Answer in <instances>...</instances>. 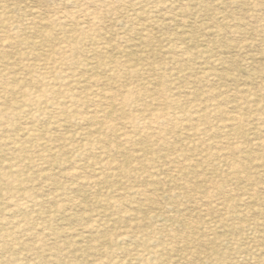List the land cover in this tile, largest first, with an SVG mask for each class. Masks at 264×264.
<instances>
[{"label":"rangeland","instance_id":"1","mask_svg":"<svg viewBox=\"0 0 264 264\" xmlns=\"http://www.w3.org/2000/svg\"><path fill=\"white\" fill-rule=\"evenodd\" d=\"M0 152V264H264V0H0Z\"/></svg>","mask_w":264,"mask_h":264},{"label":"bare ground","instance_id":"2","mask_svg":"<svg viewBox=\"0 0 264 264\" xmlns=\"http://www.w3.org/2000/svg\"><path fill=\"white\" fill-rule=\"evenodd\" d=\"M77 13H79V12H77ZM170 20H171V19H170ZM172 21H173V20H172ZM50 82H51V81H50ZM2 85H3V84H2ZM3 88H4V87H3ZM7 88H8V87H7ZM14 89H15V88H14ZM102 103H104V102H102ZM105 105H106V104H105ZM110 108H111V107H110ZM91 112H94V111H91ZM95 113H96V112H95ZM100 113H101V112H100ZM95 117H98V116H95ZM92 118H93V117H92ZM101 120H102V119H101ZM20 128H21V127H20ZM30 130H31V129H30ZM31 132H32V130H31ZM31 137H32V136H31ZM10 140H11V139H10ZM7 142H8V141H7ZM37 142H38V141H37ZM9 143H11V142H9ZM12 145H14V143H13ZM33 147H34V146H33ZM33 147H32V148H33ZM17 148H18V147H17ZM24 149H25V148H24ZM179 151H180V149H179ZM0 153H1V152H0ZM20 153H21V152H20ZM28 153H29V152H28ZM118 154H119V153H118ZM16 155H17V154H16ZM32 156H33V155H32ZM12 158H13V157H12ZM21 158H23V157H21ZM28 158H30V157L28 156ZM40 158H41V156H40ZM185 158H186V156H185ZM13 159H14V158H13ZM44 159H45V157H44ZM182 159H184V158H181V160H182ZM35 160H36V158H35ZM185 161H186V160H185ZM5 164H6V162H5ZM33 166H34V165H33ZM189 166H191V165H189ZM195 166H196V165H195ZM7 167H8V166H7ZM182 167H183V166H182ZM193 167H194V166H193ZM110 168H111V167H110ZM187 168H188V167H187ZM191 168H192V166H191ZM11 170H12V169H11ZM112 173H113V172H112ZM174 173H175V172H174ZM13 174H14V175H11V176H10V177H11V178H10V180H11V191H12V190L14 191L15 188H16V186H17V185H15V178H16L15 176H16L17 172H15V173L13 172ZM113 174H114V173H113ZM184 175H185V174H184ZM186 175H187V174H186ZM185 177H186V176H185ZM139 179H140V178H139ZM199 179H200V178H199ZM199 179H197V180H199ZM197 180H195V181H197ZM91 182H92V181H91ZM160 182H161V181H160ZM197 182H198V181H197ZM156 183H157V182H156ZM194 184H195V183H194ZM20 187H21V186H20ZM198 187H199V186H198ZM127 191H129V190H127ZM17 192H18V191H17ZM42 192H43V190H42ZM139 193L141 194L140 191H139ZM204 193H205V192H204ZM40 194H41V193H40ZM122 194H123V192H122ZM142 194H143V193H142ZM206 194H207V193H206ZM42 195H43V194H42ZM42 195H41V196H42ZM208 195H209V194H208ZM205 197H207V195H206ZM147 198H148V197H147ZM249 198H250V197H249ZM143 199H144V198H143ZM18 200H19V199H18ZM144 200H145V199H144ZM146 200H148V199H146ZM244 200H245V199H244ZM36 201H37V200H36ZM75 201H76V200H75ZM242 201H243V200H242ZM244 202H245V201H244ZM123 203H124V202H123ZM144 203H145V202H144ZM146 203H147V202H146ZM124 204H125V203H124ZM125 205H126V204H125ZM145 205H146V204H145ZM120 206H121V205H120ZM72 207H73V206H72ZM153 208H154V207H153ZM4 210H5V209H4ZM4 210H3V211H4ZM2 218H4V217H2ZM153 218H154V217H153ZM41 219H42V218H41ZM150 219H151V218H150ZM9 220H10V219H9ZM152 220H153V219H152ZM11 221H12V220H11ZM181 221H183V220H181ZM6 222H7V221H6ZM16 223H17V222H16ZM16 223H15V224H16ZM18 223H19V222H18ZM191 223H192V222H191ZM27 224H28V223H27ZM91 227H92V226H91ZM133 227H135V226H133ZM8 228H10V227H8ZM20 228H22V227H20ZM38 229H39V228H38ZM185 229H186V228H185ZM8 230H9V229H8ZM186 230H187V229H186ZM89 231H90V230H89ZM198 231H199V230H198ZM90 233H91V232H90ZM32 234H33V232H32ZM122 234H123V233H122ZM2 235H3V234H2ZM2 235H1V236H2ZM9 235H10V234H9ZM119 235H120V234H119ZM119 235H118V236H119ZM124 235H125V233H124ZM124 235H123V236H124ZM149 236H150V235H149ZM12 237H14V235H13ZM26 237L29 238L30 236H26ZM126 237H127V235H126ZM9 238H10V237H9ZM28 238H27V239H28ZM32 238H33V237H32ZM127 238H128V237H127ZM148 238H149V237H148ZM169 238H170V237H169ZM172 238H173V237H171L170 239H172ZM13 239H14V238H13ZM89 239L91 240V238H89ZM122 239H123V238L121 237V240H122ZM187 239H188V238H187ZM126 240H127V239H126ZM0 241H2V240L0 239ZM9 241H10V240H9ZM9 241H8V242H9ZM127 241H129V240H127ZM160 241H161V240H160ZM18 242H19V241H18ZM164 242H165V241H164ZM189 242H190V241H189ZM37 244H38V242H37ZM66 244H67V243H66ZM143 244H144V243H143ZM5 245H6V244H5ZM10 246H11V245H10ZM37 246H38V245H37ZM37 246H36V248H37ZM1 247H2V246H1ZM18 247H19V246H18ZM62 247H63V246H62ZM20 248H21V247H20ZM59 248H60V247H59ZM59 248L56 249V250H59ZM1 249H2V248H1ZM60 249H61V248H60ZM90 249H91V248H90ZM56 250H55V252H56ZM16 251H17V249H16ZM8 252H9V250H8ZM15 253H16V252H15ZM58 253H59V252H58ZM59 254H60V253H59ZM64 254H65V253H64ZM145 254H146V253H145ZM57 256H58V255H57ZM192 256H193V255H192ZM192 256H191V257H192ZM50 257L52 258V255L49 256L48 258H50ZM53 258H54V257H53ZM139 259H140V258H139ZM144 259H145V258H144ZM138 261H139V260H138ZM138 261H137V262H138ZM51 262H56V261L54 260V261H51Z\"/></svg>","mask_w":264,"mask_h":264}]
</instances>
